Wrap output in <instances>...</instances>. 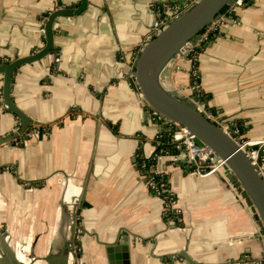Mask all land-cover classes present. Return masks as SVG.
I'll return each instance as SVG.
<instances>
[{"label": "crops", "instance_id": "crops-1", "mask_svg": "<svg viewBox=\"0 0 264 264\" xmlns=\"http://www.w3.org/2000/svg\"><path fill=\"white\" fill-rule=\"evenodd\" d=\"M153 1L91 0L84 14L59 20L55 53L19 69L12 97L41 126L25 144L0 147V264H62L79 225L75 251L85 264H109L107 246L125 237L131 264H189L184 252L197 264L263 259L256 221L221 170L200 177L167 158L158 164L176 198L175 223L139 169L166 130L133 76L152 38ZM80 2L0 0V64L42 49L47 17ZM236 19L198 54L201 103L241 123L245 139L264 141V0H250ZM193 67L177 58L166 82L190 97ZM19 126L0 105V139Z\"/></svg>", "mask_w": 264, "mask_h": 264}, {"label": "water", "instance_id": "water-1", "mask_svg": "<svg viewBox=\"0 0 264 264\" xmlns=\"http://www.w3.org/2000/svg\"><path fill=\"white\" fill-rule=\"evenodd\" d=\"M235 0H195L180 16L175 18L161 32L155 34L140 52L136 61L134 79L144 95L148 106L166 118L187 128L199 146L210 147L223 161L221 172L240 195L252 213L260 232L259 241L262 247L260 264H264V177L252 164L248 155L237 141L221 127L209 120L193 100L181 94L179 89L166 82L171 67L177 58L187 55L197 45L202 33L213 26L223 16L222 11ZM91 0H81L80 4L61 8L52 12L44 24V46L38 52L23 58H17L6 64H0L2 76V108L14 114L20 122L19 128L12 136L0 139V147L11 145L13 139L23 138L24 144L30 136H36L33 122L12 97L15 77L19 69L28 64L40 62L55 53V32L61 18L73 19L84 14ZM193 102V104H191ZM166 128V126H164ZM28 135L30 136H27ZM264 147L261 148L262 155ZM75 205V217L78 210ZM83 205L80 204V208ZM79 227V228H78ZM72 230L68 243L61 254L62 264H85L82 254L75 251L82 236L80 225ZM3 237H0V241ZM129 238L118 239L106 248L109 264H131ZM189 264H197L186 253H181ZM35 259V258H33ZM50 262L51 257L37 258ZM34 261V260H33Z\"/></svg>", "mask_w": 264, "mask_h": 264}, {"label": "built area", "instance_id": "built-area-1", "mask_svg": "<svg viewBox=\"0 0 264 264\" xmlns=\"http://www.w3.org/2000/svg\"><path fill=\"white\" fill-rule=\"evenodd\" d=\"M189 4L173 1V0H154L151 4L152 10L155 12V21L152 26V36L161 32L166 28L175 18L180 16L192 3ZM247 0H235L232 5H230L229 15L233 18V15L239 10L246 6ZM237 21V19H234ZM46 20L44 21V24ZM225 21L223 16L219 19L213 26L208 28L197 40V45L192 49L191 52L196 47H201L206 43H209L211 36L219 34L221 29L224 27ZM44 33V29H42ZM191 52H189L188 56ZM198 59V54L193 58V62L196 63ZM191 78L195 81L197 85V80L199 78L198 69L193 67L191 72ZM196 90V95L192 97L194 102H197L198 106L205 114V116L214 122L216 125L221 127L228 135L234 138L237 143L241 146L242 150L248 155L252 164L260 171L264 177V155L260 154L261 148L264 147V141H253L244 138V133L241 130L243 125L234 119L225 118L219 112L214 111L204 103H201L202 90L197 86L194 87ZM140 91V89H139ZM141 100L148 106L144 99L143 93L140 91ZM200 102V103H199ZM152 120L160 124L161 126H166L167 133L171 137V142L179 148L181 151L177 154H173L168 150H157L155 151L153 157L151 158L154 162L151 166H147L145 160H142L141 170L144 172V179L148 188L158 197H160L164 202V214L173 222H179V212L176 210V198L172 192L168 180L166 179V173L160 171L157 166L162 163L164 159H169L173 164L182 166L183 168H188L195 175L200 177H207L214 173L220 172L223 161L215 154V152L208 146H199L195 141V136L185 127L172 122L164 115L154 110L148 106ZM162 135L158 137L157 148L161 146L159 141Z\"/></svg>", "mask_w": 264, "mask_h": 264}, {"label": "trees", "instance_id": "trees-1", "mask_svg": "<svg viewBox=\"0 0 264 264\" xmlns=\"http://www.w3.org/2000/svg\"><path fill=\"white\" fill-rule=\"evenodd\" d=\"M249 1L250 0H247V3H246V5L249 3ZM229 10H230V7L228 6V7H226L223 11H222V14H223V20L225 21V20H233V19H236V17L238 16V11L233 15V18H231L230 16H228L229 15ZM206 31V30H205ZM204 31V32H205ZM203 32V33H204ZM218 34H216V35H212L211 36V40H210V42L215 38V36H217ZM155 36H152V38L151 39H153ZM207 44V43H206ZM202 48H203V46L202 47H196L194 50H193V52H191L188 56H187V60L190 62V63H194L192 60H193V58H194V56L196 55V54H199L201 51H202ZM194 68H198V62H196V63H194ZM197 85H195V81L191 78V80H190V91H191V95L192 96H194V95H196V90L194 91V87L196 86V89H197V86L199 87V88H201V86H200V78H198V80H197V83H196ZM200 99H201V101H205L206 100V97H205V95L203 94V92H202V94H201V97H200ZM240 125H242L241 123H240ZM241 130L243 131V133L245 132V129H244V127L242 126L241 127ZM160 142H161V146H159L158 148H157V150L159 151V150H168L169 152H171V153H173V154H177V153H179L181 150L179 149V148H177L172 142H171V137L168 135V133H167V129L166 130H164V132H163V135H162V138L159 140ZM142 161H139V169L141 168V163ZM145 162L147 163V166H151V164L154 162V160H152V159H149V160H145Z\"/></svg>", "mask_w": 264, "mask_h": 264}, {"label": "rangeland", "instance_id": "rangeland-1", "mask_svg": "<svg viewBox=\"0 0 264 264\" xmlns=\"http://www.w3.org/2000/svg\"><path fill=\"white\" fill-rule=\"evenodd\" d=\"M191 97H193V96L191 95L190 97H187V98H191ZM194 103L198 106L197 102H194ZM191 104H193V102H191Z\"/></svg>", "mask_w": 264, "mask_h": 264}]
</instances>
